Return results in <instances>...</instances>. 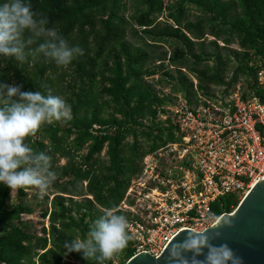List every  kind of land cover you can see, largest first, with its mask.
I'll return each mask as SVG.
<instances>
[{
    "label": "trees",
    "instance_id": "16d2710c",
    "mask_svg": "<svg viewBox=\"0 0 264 264\" xmlns=\"http://www.w3.org/2000/svg\"><path fill=\"white\" fill-rule=\"evenodd\" d=\"M30 3L84 55L67 67L42 56L23 64L0 58V82L62 95L73 112L71 121L45 124L30 138L58 172L37 203L40 221L23 217L35 213L23 198L36 189L17 188L12 201V189L0 184V264H94L66 255L64 242L83 237L102 208L117 207L146 153L177 139L176 125L160 115L178 94L188 104H206L200 96H214L211 85L224 86L229 96L241 79V97L264 100L256 84L257 70H264V0ZM239 201L229 192L212 209L228 213ZM132 254L129 241L113 257L117 263L106 264H123Z\"/></svg>",
    "mask_w": 264,
    "mask_h": 264
},
{
    "label": "built area",
    "instance_id": "2783aa9c",
    "mask_svg": "<svg viewBox=\"0 0 264 264\" xmlns=\"http://www.w3.org/2000/svg\"><path fill=\"white\" fill-rule=\"evenodd\" d=\"M264 90V70L256 72ZM181 99V100H179ZM166 106L176 140L146 153L117 208L129 221L131 257L159 256L181 229L201 232L223 214L212 204L237 192L240 199L264 177V100L235 89L222 103Z\"/></svg>",
    "mask_w": 264,
    "mask_h": 264
},
{
    "label": "clouds",
    "instance_id": "9594fccd",
    "mask_svg": "<svg viewBox=\"0 0 264 264\" xmlns=\"http://www.w3.org/2000/svg\"><path fill=\"white\" fill-rule=\"evenodd\" d=\"M84 55L79 45H70L47 16L33 11L30 0H0V58L23 64L42 56L67 67ZM73 119L72 105L62 95L25 91L22 85L0 82V184L10 189L31 187L47 194L58 179L52 157L35 150L30 138L45 124ZM129 221L115 206L101 209L83 237L64 242L66 255L78 253L85 261L106 264L131 240ZM204 248L203 260L196 257ZM192 252L191 259L187 253ZM169 264H242L227 244L213 245L205 233L187 232L169 250Z\"/></svg>",
    "mask_w": 264,
    "mask_h": 264
},
{
    "label": "water",
    "instance_id": "95a60500",
    "mask_svg": "<svg viewBox=\"0 0 264 264\" xmlns=\"http://www.w3.org/2000/svg\"><path fill=\"white\" fill-rule=\"evenodd\" d=\"M205 233L218 246L227 244L242 260V264H264V177L257 180L238 205L223 213L210 227L201 232L181 228L166 244L159 256L141 252L123 264H169V250L187 232ZM207 248L196 258L203 260ZM192 252H188L189 259Z\"/></svg>",
    "mask_w": 264,
    "mask_h": 264
},
{
    "label": "rangeland",
    "instance_id": "374dc122",
    "mask_svg": "<svg viewBox=\"0 0 264 264\" xmlns=\"http://www.w3.org/2000/svg\"><path fill=\"white\" fill-rule=\"evenodd\" d=\"M158 77H159V75L156 74V75H154V76H153L152 78H150V79H152L153 81H156ZM193 81H194V83L196 82L195 79H193ZM239 81H240V82H239V84H237V86L235 87V89L238 88L239 91H242V89H241L242 80L240 79ZM156 87H157V88H158V87H161V89H163V91L168 92V87H163V86H160V85H157V84H156ZM239 87H240V88H239ZM223 89H224V86L211 85L209 90H210L211 93L214 94V96L208 98V97H206V96H204V95H201V96H200V99H201V100L206 99L207 103H208V102H209V103H217V104H218V103H222V102H224L226 99H228V96L223 94ZM179 97L182 98V97L178 94V95H177V99H178ZM179 100H181V99H179ZM200 104H201V103H200ZM103 151H104V150L101 151V154H103ZM64 161H65L64 159H60L59 163H63ZM15 193H16V189H12V190H11V196H12L11 199H12V201L15 200V198H16ZM40 197H41V195L38 194V192H37V194H36L34 191H29L28 194L23 198L25 201L29 202L31 205L35 206V208H36L35 213H33V214H23V217H24V218L32 219L33 221H40V218L38 217V212H39V208H40V207H39L38 204H37L38 201L41 200ZM43 222H44L45 225L47 224V220H46V218L43 220ZM113 260H114L115 263H117V259H116V258H114Z\"/></svg>",
    "mask_w": 264,
    "mask_h": 264
}]
</instances>
